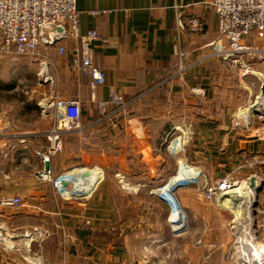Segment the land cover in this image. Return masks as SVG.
Listing matches in <instances>:
<instances>
[{
	"label": "crops",
	"instance_id": "1",
	"mask_svg": "<svg viewBox=\"0 0 264 264\" xmlns=\"http://www.w3.org/2000/svg\"><path fill=\"white\" fill-rule=\"evenodd\" d=\"M76 5L82 35L98 34L94 61L107 79L93 92L70 51L59 56L48 48L57 95L79 100L88 122L98 117L97 100L108 99L112 90L131 99L155 89L117 125L104 122L83 137H64V148L49 167L56 175L84 169V180L92 184L73 192L79 195H66L36 174L44 167L37 151L49 146L53 123L39 103L51 93L32 88L30 98L0 103V168L10 176L0 194L23 200L0 213V264H35L25 257L30 259L29 249L37 251L38 243L22 235L35 226L51 233L43 241L40 264H160L158 251L168 254L165 264H237L241 258L229 245L233 209L241 207L237 196L229 194L222 206L199 199L197 184L179 185L174 193L188 221L174 234L169 205L156 191L184 172L181 164L199 185L205 178L210 184L225 176L238 182L264 178V120H238V111L254 102L253 76L241 78L239 69L208 55L209 43L219 38L217 13L206 0H76ZM193 23L199 24L195 30L189 28ZM8 61L0 57V68ZM32 61L38 77L41 60ZM180 62L188 65L183 73ZM21 110L30 113V125L20 121ZM173 124L189 129L186 138L179 135L182 148L176 151L164 146ZM255 199L257 210L263 208L264 186Z\"/></svg>",
	"mask_w": 264,
	"mask_h": 264
},
{
	"label": "built area",
	"instance_id": "2",
	"mask_svg": "<svg viewBox=\"0 0 264 264\" xmlns=\"http://www.w3.org/2000/svg\"><path fill=\"white\" fill-rule=\"evenodd\" d=\"M206 4L213 8L218 15L219 31V38L209 43L211 52L208 55L221 58L233 70L239 69L241 78L258 77L261 83L259 94L264 95L262 91L264 71H258L253 67L254 64L264 66V0H206ZM198 26L199 24L193 23L189 28L195 30ZM96 38H98V34L95 30L87 32L85 36L82 35L80 12L77 9L76 0H0V57L28 56L40 59L39 83L49 86L51 89L50 96L43 98L39 103L44 113L52 115L53 124L47 133L49 146L46 150L37 151L44 167L36 174L40 180L52 182L58 191L67 190V186H64L63 182L68 181L69 183L70 180H65V174L56 176L49 164L55 155L62 152L64 137L68 134L85 136L92 128L104 122L117 125L119 119L135 103L155 89V87L149 88L131 99H126L122 94L112 90L108 99L97 100L98 117L84 122L80 101L59 97L57 91H54V87L58 86V80L50 71L45 50L56 48L59 56H64L70 51L74 57V65L83 76L89 79V86L94 92L103 86L107 79L106 71L94 61L93 41ZM43 64L45 65L43 66ZM187 67L188 65L180 62L179 73H183ZM194 91L203 94L200 89L196 88ZM255 103L259 104L258 95L250 106ZM243 117L239 114L238 120ZM258 117L264 120V114H260ZM253 118L254 114L245 120V123L251 124ZM175 140L172 142V148L176 151L182 147L178 142L174 144ZM180 166L184 172L189 169L187 164ZM9 177L0 168V186ZM203 182L202 185H199L197 177L186 176L181 180L175 178L167 185L158 188L159 196L169 205L173 233L179 234L185 230L188 221V215L174 193L179 185L197 184L199 199L218 201L238 181L230 176H225L211 184L206 178ZM22 203L23 200L19 196L10 197L0 194V213L7 207L18 208ZM257 213L264 217V207L260 208ZM50 234L48 229L40 226L23 232V236L27 237L30 243L32 241L38 243V250L29 249L30 259L25 257L26 260L40 264L42 244ZM249 235L258 247L257 242L260 239L257 231L255 230L253 235ZM237 243L235 255H241L240 238ZM239 257L241 258V256ZM238 261L241 260L238 258Z\"/></svg>",
	"mask_w": 264,
	"mask_h": 264
},
{
	"label": "rangeland",
	"instance_id": "3",
	"mask_svg": "<svg viewBox=\"0 0 264 264\" xmlns=\"http://www.w3.org/2000/svg\"><path fill=\"white\" fill-rule=\"evenodd\" d=\"M20 57H22V56H20ZM20 57L16 56V57L5 58V59H9L10 62L8 61L9 62L8 65H6L5 67L1 66V68H0V103H3L4 105H6L7 103L8 104H12V103L16 102V97H18V98H20V97L30 98V93H31L30 90L32 88H35L36 94L38 92L43 93V95L51 93V89H50L49 86H43V85L39 84V82H38L39 80H38L37 73H36L38 67H37V65H33L32 64L33 63L32 58L31 57L26 58V56H24V58H20ZM253 77H255V76H253ZM253 77L250 78V81H252V82L254 81V83H251L250 85L253 87L252 89H253L254 93L252 95H253V98L255 100L257 95H259L258 93H260L261 83H260V81L257 80V77H255V78H253ZM54 91L58 92L57 85L54 87ZM244 108L245 107L241 108L238 111V114H240V111H243ZM14 110L20 111L19 108H13V111ZM21 112H22V110H21ZM15 115H17V114H15ZM22 115L23 116L21 118H19L20 121L25 122L26 126L30 125V113H25L24 112ZM258 116L259 115L254 114V120H256V119L259 120ZM24 118H26L27 120L24 121L25 120ZM180 126H181L182 129H180ZM172 127H174V128H172ZM167 128L168 129H166L167 133L165 134V136H167V135L168 136H167V139H166L167 141H165V144H164L165 148H167V149H168L169 146H171L173 144L172 143L173 139L179 137V135L185 136V138H186V136L188 134L187 133L188 132V126H186V124L183 125V126L182 125H177V124L174 125L173 124V125H171V126H169ZM68 135H72V134H68ZM73 137H79V135L76 134ZM81 137H83V136H81ZM161 141H164V139L162 138ZM170 167H171V164H169V168ZM61 174L63 175V173H61ZM61 174H57L56 176H59ZM245 180L247 182L249 181L247 179H245ZM244 181H239V182H237V184L242 183ZM88 182H86V183H88ZM51 184H52L51 187H54L52 182H51ZM167 184H165V185H167ZM72 187H74L73 184H72ZM234 188L235 187H232L230 190H232ZM67 189H68V187H67ZM86 189H87V187L85 189H82V190H86ZM156 191H157V194L159 195L158 189ZM225 193L226 194L222 198V201H225V203L228 204L227 196L229 195V193L228 192H225ZM229 201H234V199H230ZM253 207L256 209V211H258L257 207L255 205H253ZM239 208L240 207L237 206L236 210L233 209V208L232 209L234 210V212L237 213L238 210H240ZM253 216H254L253 217L254 227L252 228L254 230L253 234H254V232L256 230L260 241H263L264 240V230H263L264 217L259 216V214L257 212L256 213L254 212ZM232 218L234 219V215H232ZM229 228L231 229V231H230V235H231V239L230 240L231 241H230L229 245L232 248L231 251H233V250L235 251L234 247L236 246V244H238L237 242L239 241V238L241 240L242 236L238 237L237 234L235 233V231L237 230L236 229L237 227H235V223L233 221H231ZM183 231L184 230H182L181 233ZM169 232H170V228L164 227V230H163L164 236H169L170 235ZM245 234L249 235V233H245ZM253 234H251V235H253ZM22 235H23V233H22ZM167 247H169V246H167ZM163 248H165V246L160 248V249L162 250ZM157 254L160 255V256L156 257V261H159L158 263H160V264H165L163 261L169 259L168 254L166 252H162V253L160 252L159 253V251H158ZM237 256L239 257L241 255H237ZM213 263H215V262H213ZM236 263L240 264L241 261H238Z\"/></svg>",
	"mask_w": 264,
	"mask_h": 264
},
{
	"label": "bare ground",
	"instance_id": "4",
	"mask_svg": "<svg viewBox=\"0 0 264 264\" xmlns=\"http://www.w3.org/2000/svg\"><path fill=\"white\" fill-rule=\"evenodd\" d=\"M255 73H257V71H255ZM258 107L256 110H254L251 106L250 107H245L243 109V111L240 113L241 116H244L243 120H247L249 117L253 116L252 114H254V112H258L261 114H264V95L259 94L258 95ZM252 104V103H251ZM179 143L181 145V140L178 139L174 144ZM84 169L82 170H77L74 169L73 171L68 172L67 174H65V180H73L76 184L74 187L67 189V194L66 195H71L73 192H77V191H82V189H85L86 187L89 188L92 184L88 182V180H84L83 176H84ZM94 173H96L94 171ZM188 173V172H187ZM97 174V173H96ZM95 174V181H94V186L93 189L95 187V184L97 182V175ZM187 176V174L185 172H181L177 178L178 179H183ZM88 182V183H86ZM90 185V186H89ZM89 186V187H88ZM169 187V186H168ZM235 188L232 190H228L227 192H229V194H234L235 196H237L238 200L241 203V207H240V211L236 213L235 218H234V223H235V227H237L235 233L237 234L238 237H241L242 235H244L245 233H249V234H253V227H254V222H253V210H254V203H255V196H256V191L255 189L251 186L250 181H244L242 183L236 184L234 186ZM84 191V190H83ZM71 193V194H70ZM74 194V193H73ZM74 195H79V194H74ZM225 196V193L223 194V196L221 198L218 199L219 204L224 206V203L222 201V198ZM243 238V237H242ZM258 248L264 251V242L258 240ZM245 250V248L243 249ZM248 255H250L248 253ZM242 258V255H241ZM249 262H251V258H248ZM241 263H242V259H241Z\"/></svg>",
	"mask_w": 264,
	"mask_h": 264
},
{
	"label": "water",
	"instance_id": "5",
	"mask_svg": "<svg viewBox=\"0 0 264 264\" xmlns=\"http://www.w3.org/2000/svg\"><path fill=\"white\" fill-rule=\"evenodd\" d=\"M45 64H43L44 66ZM262 91L264 92V84L262 87ZM254 110L257 109L258 103H255L251 106ZM254 114L260 115L261 113L254 112ZM251 186L255 189L256 193L262 190L264 186V179L259 178L257 176H251L249 178ZM64 186H67L68 181L63 182ZM243 238L240 240L241 244V255H242V264H264V251H261L257 246L255 241L248 234L242 235ZM245 248V250H243ZM248 253L250 255H248ZM248 258H251V262H249Z\"/></svg>",
	"mask_w": 264,
	"mask_h": 264
}]
</instances>
